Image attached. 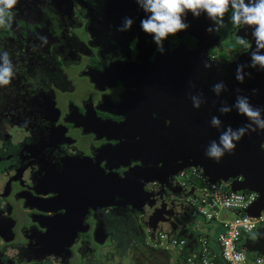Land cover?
<instances>
[{
  "label": "flooded vegetation",
  "instance_id": "obj_1",
  "mask_svg": "<svg viewBox=\"0 0 264 264\" xmlns=\"http://www.w3.org/2000/svg\"><path fill=\"white\" fill-rule=\"evenodd\" d=\"M118 2L119 0H115L114 3L118 5ZM70 4L71 6L67 8L68 13L84 19L88 32L91 34L98 32L99 40L100 37L106 39L99 41L106 44L101 58L96 56L97 50L92 56L88 49L89 55L86 57L90 58V62L93 59L97 62L85 64L83 69L85 71H81V74H87L96 95L94 99L89 100L84 109L72 107L64 116V111L57 107L56 100L49 94H21L18 84H12L13 88L8 90L10 104L7 108L9 119L7 135L11 137V142L8 143L10 146H20L23 143L26 148L31 143L33 150L30 155L33 160L25 164L21 170V173L24 170L23 183L17 180L13 187L6 183L0 184V264L6 262L7 244L22 248L31 259L37 258L33 264H67L59 256L74 258V246L79 244L80 248L87 247L93 236L107 229L108 218L113 214L132 220L142 217L138 219L146 226L151 214L138 212L130 204L132 199L120 197L115 198V206L108 209L107 201L102 197L107 192L96 189V186L105 184L110 175L125 179L124 173L141 177L154 172L156 169L151 168L150 161L160 160L156 152L161 156L171 155V151L176 157L183 155L179 147L172 146V141L186 135L187 132L181 124L175 127L173 117L171 120L168 118L171 112L170 97H166L165 93L162 96L160 94L157 97L152 96L155 94L156 77H162V74L151 68L156 69L157 46L152 36L143 32L140 27L141 19L146 14L136 0H124V15L134 20L131 30L126 32L116 30L113 26L115 23L113 17L108 18L104 14L105 18L102 20L100 3L96 4L93 0H70ZM91 5L97 8L94 15L91 12L93 8ZM119 13L123 20L122 12ZM230 17L229 10L224 16V26L228 27L229 36L235 38L236 31L233 29L237 27L231 23ZM195 21L203 34L198 40V43L200 42L198 54L203 55L207 52V58L214 60L210 57L212 49L221 48L227 37L222 27L218 32L211 34L206 31L213 24L206 14L202 13L195 17ZM186 22L188 23L187 20ZM99 27L101 31H98ZM189 32L190 28L174 36L170 35L163 42L165 53L172 52L179 45L183 48L185 46L187 50L193 49L196 40L188 37ZM112 36L113 38H110ZM217 42L218 46L215 45ZM147 44L149 45L146 47ZM165 53H158V62H165ZM174 59L185 60L181 54H175ZM234 59L235 55L230 53L227 60ZM194 60L196 59L188 61ZM69 62L76 65L74 60ZM257 70L258 68H252V73ZM96 72H99V75L95 78ZM102 72L104 75H101ZM126 75L133 77L125 81ZM262 77L264 85V70ZM133 79H145L147 82L141 84L139 80L135 82ZM11 95H16L14 100L24 95L27 97L13 102L14 100H10ZM28 100H32L37 107L34 109L35 115L30 117L24 104H28ZM49 101L58 110L54 119L44 113L43 103ZM154 107L159 108L164 116H158L153 111ZM72 130L81 135L82 141L77 142L69 135ZM13 137L15 141H12ZM111 149L116 151L117 157L112 155ZM27 155L18 151L17 153L7 151V156L0 158L7 159V169H0V176L10 168H19V162ZM148 168L149 172L146 173L145 169ZM60 174L63 175L62 181L67 177V183H60ZM175 175L171 178L173 179ZM153 182L160 190H164L162 194L159 190V203H166L167 208L175 213L172 217L173 222H180L178 221L180 217L178 214L181 213L178 205L180 201L176 202L169 197L170 190L176 187L172 185L169 188L166 185L163 187L157 181H148L143 187L147 194L151 191L146 188L153 187L150 185ZM124 183L127 182L122 180L120 185ZM158 198H154L157 203ZM19 202L21 208L27 211L22 220L13 217ZM162 215L164 214L160 215L155 225L164 218ZM187 217L189 215L185 214L180 218L186 220ZM139 227L138 237L143 233L142 226ZM154 233L149 232L148 235L153 237ZM73 236L74 241L68 243L67 238L70 240ZM53 251L58 255H54ZM66 252L70 256H67ZM162 252L165 253L163 250ZM45 253L53 255H44ZM60 259L62 261H59Z\"/></svg>",
  "mask_w": 264,
  "mask_h": 264
},
{
  "label": "rangeland",
  "instance_id": "obj_2",
  "mask_svg": "<svg viewBox=\"0 0 264 264\" xmlns=\"http://www.w3.org/2000/svg\"><path fill=\"white\" fill-rule=\"evenodd\" d=\"M93 1L96 4L100 3L99 9L102 13V20L106 15L108 18L113 17L115 19V23L113 24L114 27H117L122 23V18H120L119 12H122L121 15L125 17L124 0H119L117 6L114 4L115 0ZM30 2L31 4L38 6L33 7V5L32 9H27L21 6L20 10L22 14H24L21 18H25L28 22H39L38 19L45 22L37 32H39L38 34L40 35L47 36L48 43L42 45V41L37 39V37L36 40L33 38V34H31L33 32L27 31L26 28V30L22 27L19 28V26L14 23V29L12 31L14 36L8 41L7 38H5L3 42V52L7 51L9 53L14 65L15 76L12 78L11 84H18L21 94L27 93L29 95H35L37 93H45L51 95L56 100L57 107L60 108L62 112L64 111V116L68 114V110L72 107L84 109L85 105L89 104V100L95 98L96 90L88 79L87 74H81V71H85L83 70L85 64L89 65L97 62L95 59L90 62V58L88 59L86 57L89 55L87 53L88 49L92 56H94L95 50H97L96 56L99 58L102 57L106 44L100 43L99 41L106 40L105 37H100L99 40L97 30V33L91 34L88 32L85 20L78 18V16L76 17L75 14L71 15L66 13L67 15H63L61 13L60 15L56 12V9L53 11L52 9L41 8L53 18H49V21H47L46 16L40 14L39 7L48 6L55 8V4H52L55 1L51 2L50 0H44L37 2V0H30ZM78 5L81 4L78 3ZM91 6L93 7L91 12L94 15L97 8L93 5ZM55 12L58 17H56ZM56 19H59L62 27L63 33L61 32V36L58 31ZM50 20L54 26L53 32L57 35L55 37L57 42H52L54 39L48 34ZM106 24H108V20L106 21ZM114 27L113 30L115 29ZM106 29L108 30V28ZM222 29L227 39L223 41L221 48H214L211 51L212 57L217 62L226 61L230 53L237 54L236 56L238 57L245 51L243 45L239 44L238 38H231L229 36L228 27L223 26ZM22 31L27 33L26 37ZM98 31H101L100 27ZM102 33L108 34L109 32ZM99 34H101V32ZM116 35L117 34H115V36ZM110 38H113V36ZM58 46L61 47V50H59L60 47ZM59 57L63 58L61 59ZM106 57H108V55H106ZM71 60L76 61L75 64L77 66L70 63L69 61ZM15 98L16 95L10 96V100H14ZM7 119V114L4 115V111H0V158L7 156V151L9 150L15 151L16 153L18 151L23 155L28 154L19 162V168H10L7 171H4L3 176H0V180L3 179V177L5 178V180H1V185L6 183L13 187L17 180L23 183L22 177L24 170L22 173L21 170L25 164L33 160V157L30 155L33 150V145L29 143L27 148L23 143H21L20 146H10L8 142H11V137H8L9 134L7 135V127L9 126ZM69 133V135L77 142L82 141V137L77 131L72 130ZM12 141H15L14 137L12 138ZM0 169H7V159L0 160ZM191 172V168L185 170L187 176L185 182L197 186L198 180L191 174ZM170 175L171 173H169L162 181H156L163 183L169 188L171 187ZM114 196L116 199L117 197L123 198L124 194H117L115 192ZM102 197L105 199L107 198L106 195H103ZM169 197L173 198L176 202L181 201L183 198L181 195L174 194L173 192L169 193ZM114 200L115 199L111 200L112 204L107 206L108 209L115 206L113 205ZM93 206L91 207V210ZM26 212L27 211L24 208H21L19 202L18 209L13 214V217L16 220L17 218L22 220V217L26 215ZM174 215L175 213L171 211L169 219L171 220ZM162 216L165 217L167 215ZM236 216L237 214L234 211L224 209L219 213V220L221 222L231 221L236 218ZM138 218L141 219L142 217H136L135 220H132L130 218L123 219L119 214H113L108 218L107 229L103 232L100 231L96 236H93L87 247L82 246V248H80L79 244L74 246V258L68 259L64 255H60L59 257L64 259V262H67V264H166L167 260L165 253L168 255L172 253H164L159 248H154L145 244L144 238L149 233V227L143 226L144 224ZM150 221L151 220H147V224ZM173 221L174 219L169 222L167 221L166 223L161 222L160 224H156V226H161L162 230L170 232L172 230L170 222ZM207 224L210 223L204 221L202 217L197 216L193 225L198 227L203 233H212L211 228L207 229ZM139 226H142L143 233L138 237L137 233H139ZM182 226L183 224L175 223L176 229L173 235L174 238L179 237ZM191 229L192 228H190V230ZM248 236L253 237L254 234L251 233ZM6 252L7 256L4 264H33L32 262L37 259H31V256L24 252L22 248L16 246L11 247L9 244H7ZM53 254L56 256L58 255L54 251ZM53 254L45 253L44 255ZM66 255L70 256V254L68 255V252H66ZM62 259L59 261H62Z\"/></svg>",
  "mask_w": 264,
  "mask_h": 264
},
{
  "label": "water",
  "instance_id": "obj_3",
  "mask_svg": "<svg viewBox=\"0 0 264 264\" xmlns=\"http://www.w3.org/2000/svg\"><path fill=\"white\" fill-rule=\"evenodd\" d=\"M186 20L190 25L188 37L196 40L194 48L187 50L185 46L183 48L179 45L172 52L168 51L165 53L167 59H165V62H158V52L156 53V69L150 66L152 70H156V73L160 71L162 74V77H156L155 94L152 96L157 97L159 94L162 96L165 93L166 97H170L171 112L168 118L171 120V117H173L172 119L174 120L172 121L173 123L175 122V127H177V124H181L187 132L186 135H182L172 141V146L179 147L183 155L176 157L172 154L174 152L171 151V155L164 154V156H161L156 152L160 160L157 162L150 161L151 168L156 169L154 172H150L148 175L141 177L132 174L125 175L124 173L123 177L125 179H121L116 175H110L105 184L96 186V189H102V191L107 192L103 194L107 196V206L112 204V199H115V192L117 194L123 193V198L132 199L130 204L134 209L146 215L151 214V221L146 224L149 228H153L155 223L159 221L161 214L168 216V218L165 216L162 222L170 221L169 217L171 216L172 210L168 209L167 204L164 202H158V207L157 200L143 190L144 185L148 181H162L169 173H171L170 176H173L182 169L189 167L202 168L204 175L211 181H227L232 179V191L249 190L257 192V200L244 212L247 215L257 216L264 209V131L258 129L256 132L249 131L246 133L240 141L235 142V151L233 153L225 152L218 163L215 159L205 155L209 143L212 140H217L218 142L220 133L226 130L229 125L233 129H237L249 123L248 119L238 114L235 108L227 114H221L219 108L222 102H226L227 105L231 106L235 103L237 95H244L249 97L250 103L253 106L264 109L263 70L257 65L256 68L258 70L252 73V68L245 67L244 71L246 73L250 72L251 76L246 75L244 82L240 83L235 78L236 68L240 63L246 65L250 63L249 52L251 49L245 50L238 57L236 56L237 54H233L235 55L233 61L217 62L212 59L209 60V57L207 58V52L203 55L198 54L200 48V42L198 43V40L203 34L200 26L196 23L197 21H195V17L192 13L188 12ZM233 30L236 31L235 38L243 37L250 44H253V47L255 46L254 41L251 40L252 28L241 25ZM215 45L218 46L219 42ZM175 54H181L185 60L174 59ZM260 54H264V50H261ZM194 58L196 60L193 62L188 61ZM206 62L210 63L211 67L206 68L204 66ZM98 75L99 72H96L94 77L96 78ZM101 75H104V72ZM132 77L133 75H126L125 81L128 78L132 79ZM138 80L135 82H138ZM139 81L141 84H146L147 82L145 79H140ZM221 81L227 87L225 91L217 96L212 91V86ZM237 89L240 91L237 92ZM253 89L257 90L255 94L252 91ZM200 93L203 94L202 99L205 102L197 109L193 106L190 96ZM153 111L158 116H164L159 108L154 107ZM212 116L220 118L221 124L219 129L211 125L210 121ZM111 150L113 151L112 155L117 157L116 151ZM145 165H147V162ZM149 169H145V172H149ZM142 175H144V172ZM62 176V174L59 176L60 183H67V177L62 181ZM240 176L242 179L236 180ZM122 180L127 183L121 186L120 183ZM159 183L164 187L163 183ZM163 191L160 190V194ZM170 191L177 194L180 193L179 187H173ZM175 222H170L173 227H175ZM75 234L76 231L74 232ZM73 241L74 236L70 240L67 238L68 243ZM242 247L248 252L263 253L264 226L257 228L255 238H246Z\"/></svg>",
  "mask_w": 264,
  "mask_h": 264
},
{
  "label": "clouds",
  "instance_id": "obj_4",
  "mask_svg": "<svg viewBox=\"0 0 264 264\" xmlns=\"http://www.w3.org/2000/svg\"><path fill=\"white\" fill-rule=\"evenodd\" d=\"M18 0H0V27H11L14 20L12 9L17 5ZM138 6L146 14L141 19L140 27L143 32L152 36L156 44V50L164 54L166 49L163 42L170 36L176 35L180 31H186L190 25L186 22L188 12L194 17H199L202 13L206 14L213 24L206 31L208 33L218 32L224 26V16L231 10V23L240 27L241 25L252 28L251 40L238 37L239 44L245 49H251L249 52L250 63H240L237 65L235 78L240 83L244 82L245 76H251V73L244 71L245 67L264 70V54H260L264 50V0H136ZM134 23L133 18L124 17L122 23L116 27L118 32H126L131 30ZM37 39L42 41V45L48 43L47 36L37 34ZM35 50V49H34ZM0 87L7 86L11 83L15 76L14 65L7 51L0 53ZM206 68L211 67L210 63H205ZM226 85L221 81L212 86V91L219 96L221 92L226 90ZM240 90L237 89V92ZM256 93V89L252 90ZM203 94L191 95L190 99L195 108H200L205 101L202 99ZM235 108L238 114L245 116L249 123L233 129L230 125L226 130L222 131L219 141L212 140L205 155L215 159L218 163L225 152L233 153L236 143L248 133L256 132L258 129L264 131V109L255 107L250 103L249 97L237 95L235 103L231 106L226 102H222L219 112L227 114ZM211 125L217 129L221 124V120L217 116H212Z\"/></svg>",
  "mask_w": 264,
  "mask_h": 264
},
{
  "label": "built area",
  "instance_id": "obj_5",
  "mask_svg": "<svg viewBox=\"0 0 264 264\" xmlns=\"http://www.w3.org/2000/svg\"><path fill=\"white\" fill-rule=\"evenodd\" d=\"M210 57L213 58L212 55ZM189 168L198 180L197 186L185 182V170L188 168L171 178V185L179 187L183 197L178 204L181 211L178 215L181 217L187 214L190 218L200 216L204 221L217 225L215 237L204 235L193 225L191 231L197 233L195 236L185 234L174 238V234L157 229L153 237H146L145 244L172 253L174 257L171 264H264V252H248L242 247L246 238H255L257 228L264 226V209L257 216L244 213L255 203L258 193L249 190L232 191V179L211 181L204 175L202 168ZM241 179V176L236 178ZM150 185L153 187L146 189L151 191L152 197L158 198L160 187L155 182ZM224 209L234 211L236 218L221 222L219 213ZM251 233L254 234L253 237L248 236ZM191 240L193 241L190 242Z\"/></svg>",
  "mask_w": 264,
  "mask_h": 264
},
{
  "label": "trees",
  "instance_id": "obj_6",
  "mask_svg": "<svg viewBox=\"0 0 264 264\" xmlns=\"http://www.w3.org/2000/svg\"><path fill=\"white\" fill-rule=\"evenodd\" d=\"M38 1L39 0H37V2ZM53 1H55L54 3H52V4H55V8H51V7H48V6H44V7L40 6L39 7L40 8V12H41L40 14L42 16L45 15L47 21H49V18H52V17H51V15L49 13L44 12L41 8H46V9L48 8V9H52L53 11H55V9H56V12L59 13L60 15H61V13L63 15H67L66 14V13H68L67 12V8L71 6L70 0H51V2H53ZM21 6L27 8V9H32V6L33 7H37L38 5L31 4V2H29L28 0H18L17 5L12 9V11L14 13V20H13L12 26L11 27H6V26L5 27H0V53H2L3 50H4V44H3L4 39L7 38V41H8V40H11L12 37L14 36V34L12 33V31L14 29V27H13L14 23H15V25H18L19 28L20 27H22L23 29L26 28L27 31L33 32L31 34H33V38L35 40H36L37 34L39 33V32H37V30L41 29L42 25H44V23H45V22H42L41 19H38L39 22H36V21L28 22L25 18H21L22 16H24V14H22V12L20 10ZM57 13H56V17H58ZM68 14H70V13H68ZM56 23H57V26H58V31H59L60 36H61V32L63 33V31H62V27H61V24L59 22V19L58 20L56 19ZM53 28H54V26H53V24L51 23V20H50V29L48 30V34L51 35V37L54 39L52 42H57V39L55 38L57 35L54 34ZM22 33H24L25 37L27 36V33L25 31H22ZM58 47H60V46H58ZM59 50H61V47L59 48ZM0 63H2V61H0ZM11 88H13V85L11 83L9 85H7V86L0 87V111L1 112L4 111V115L7 114V108L9 106V104H10L7 92ZM26 97L27 96H25V95L24 96H20L16 100L20 101L21 98H25L26 99ZM16 100H14L13 102H15ZM45 101L46 100H44V102ZM41 103H43V102H41ZM24 104H25V109L27 110L28 117H30V115H35L34 114V109H37V107H36V105L33 104V101L32 100H28V104H26V103H24ZM43 105L45 106L44 113L47 114L48 117L53 118V119L57 117L58 110L56 109L55 105L51 101H49L48 103H43ZM178 221H180L181 224H185V220L181 219L180 217L178 218Z\"/></svg>",
  "mask_w": 264,
  "mask_h": 264
},
{
  "label": "crops",
  "instance_id": "obj_7",
  "mask_svg": "<svg viewBox=\"0 0 264 264\" xmlns=\"http://www.w3.org/2000/svg\"><path fill=\"white\" fill-rule=\"evenodd\" d=\"M195 219L196 218H190V217H187V219L185 220V224H183V226H182V229H181V231H180V233H179V237L180 236H183L184 234H192V236H195L197 233H193V231H191L190 230V228L192 227L193 228V224H194V222H195ZM171 220H172V218H171ZM170 220V221H171ZM161 222H162V220H161ZM161 222H159L158 224H160ZM169 222V221H168ZM162 223H164V222H162ZM172 226V225H171ZM187 226V227H186ZM207 229H209V228H211V230H212V233H205L204 235H207V236H209V237H211V238H214L215 237V235H216V232H217V225H214L213 223H210V224H207ZM210 226V227H209ZM194 227L195 228H198V227H196L195 225H194ZM157 229H161V226H159V227H157L156 225H154L153 226V228H150V230L152 231L153 230V232L155 231V230H157ZM175 229H176V227H173L172 226V230L170 231V232H168L169 234H174V231H175ZM218 229H219V227H218ZM200 234H203V233H201V232H199ZM190 236V235H189ZM147 237V236H146ZM146 237L144 238V240H146ZM193 240H191L190 242H192ZM165 256H166V264H171V260L173 259V257H174V255H168L167 253L165 254ZM169 258H170V260H169Z\"/></svg>",
  "mask_w": 264,
  "mask_h": 264
}]
</instances>
